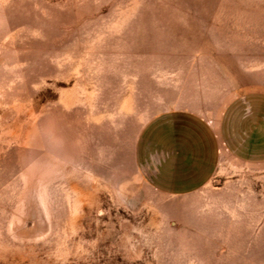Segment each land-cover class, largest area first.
I'll use <instances>...</instances> for the list:
<instances>
[{"label":"rangeland","instance_id":"rangeland-1","mask_svg":"<svg viewBox=\"0 0 264 264\" xmlns=\"http://www.w3.org/2000/svg\"><path fill=\"white\" fill-rule=\"evenodd\" d=\"M264 95V0H0V264H264V158L221 144L158 191L144 127Z\"/></svg>","mask_w":264,"mask_h":264},{"label":"crops","instance_id":"crops-1","mask_svg":"<svg viewBox=\"0 0 264 264\" xmlns=\"http://www.w3.org/2000/svg\"><path fill=\"white\" fill-rule=\"evenodd\" d=\"M222 143L239 157L264 158V95L232 103L217 129L190 112L153 119L139 139L137 164L158 191L186 194L213 178Z\"/></svg>","mask_w":264,"mask_h":264}]
</instances>
